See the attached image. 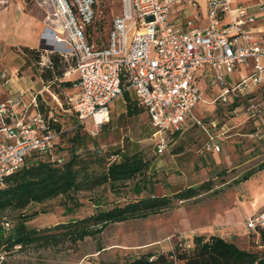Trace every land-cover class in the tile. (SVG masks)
Returning a JSON list of instances; mask_svg holds the SVG:
<instances>
[{
	"label": "rangeland",
	"instance_id": "rangeland-1",
	"mask_svg": "<svg viewBox=\"0 0 264 264\" xmlns=\"http://www.w3.org/2000/svg\"><path fill=\"white\" fill-rule=\"evenodd\" d=\"M104 1L108 7L101 22L106 30L122 4L121 0ZM51 6L43 0H0V68L13 77L18 74L20 84L36 92L46 87L39 78L41 68L36 58L25 54V48L40 50L38 42ZM197 84L202 97L193 109V120L162 155L155 151L156 140L147 113L128 116L126 97L112 102L109 121L97 130L93 123L86 128L78 126V121L65 113L66 97L74 93L72 90H59L54 84L46 89L44 96L62 123L60 146L55 152L58 157L68 160L73 149L82 156H99L101 152V157H108L121 149L130 154L142 153L150 162L149 170L145 178L120 187L119 194L104 185L74 197L60 196L32 204L21 212L0 214V221L8 220L11 228L21 214L38 212L27 225L42 230L92 215L98 201L103 207L124 205L137 198L133 188L140 183H146L159 196L206 182H212V190L176 202L173 208L148 218L111 224L98 242L87 238L76 251L30 247L20 251L18 247L5 253L0 248V264H124L148 252H168L178 243L192 244L201 235L221 236L241 249L264 251L257 235L246 229L248 218L264 211V169L241 182L244 175L264 164V86L251 84L240 97L230 95L222 101L217 100L222 89L213 86L212 79H201ZM131 98H136L133 92ZM77 132L82 140L74 144ZM211 139L220 145L219 153L206 150ZM91 170L99 173L103 168L93 166ZM99 244L104 248L101 252Z\"/></svg>",
	"mask_w": 264,
	"mask_h": 264
},
{
	"label": "built area",
	"instance_id": "built-area-1",
	"mask_svg": "<svg viewBox=\"0 0 264 264\" xmlns=\"http://www.w3.org/2000/svg\"><path fill=\"white\" fill-rule=\"evenodd\" d=\"M43 1L52 6L39 39L40 68L51 64L52 54L69 64L65 77L76 81L77 90L69 111L79 125L101 129L112 102L133 92L162 154L170 134L193 120L202 97L199 80L212 79L222 101L251 84L264 86V0H205L207 25L199 24L198 0H121L120 13L104 32L96 27L106 1ZM185 5L192 19L175 26L172 15ZM13 79L0 68V187L34 153H51L58 138L39 112L37 97L45 88L15 90ZM206 150L219 153L221 147L211 139ZM263 228L264 211L248 218L249 232Z\"/></svg>",
	"mask_w": 264,
	"mask_h": 264
},
{
	"label": "trees",
	"instance_id": "trees-1",
	"mask_svg": "<svg viewBox=\"0 0 264 264\" xmlns=\"http://www.w3.org/2000/svg\"><path fill=\"white\" fill-rule=\"evenodd\" d=\"M96 29L103 32L102 22L97 24ZM25 54L34 55L36 63L40 66L43 56L41 50L25 48ZM50 60L51 64L48 67L41 68L39 78L46 87L45 90L54 84L59 90L70 89L74 92L66 97V110H64L65 113L74 117L69 111L68 102L77 90L76 81L65 77L69 64L59 54L50 55ZM44 91L37 97L39 112L47 122L49 130L58 134V138L55 140L51 153H34L19 170L5 179L4 187H0V214L7 211L21 212L32 204H42L60 196L74 197L72 195L104 185L109 186L115 194H119L120 187L127 182L146 177L150 162L142 153L130 154L118 149L108 157H101V154L82 156L73 149L68 160L58 157L55 152L57 153L60 146L62 123L54 115V107L45 98ZM124 97H126L128 116L146 113V110L128 93ZM78 126L86 128L79 123ZM255 131L256 129L253 133ZM181 133L170 134L172 139L170 145ZM81 138L80 132H77L72 142L76 144L82 140ZM155 151L159 154L156 144ZM93 166L102 167L103 171L96 173L91 170ZM263 169L264 164L251 170L242 177L241 182L248 181ZM210 190H212V182H206L173 195L159 196L154 194L146 183H140L133 188L137 198L124 205L103 207L101 201H98L97 211L92 215L81 219H71L42 230L29 228L27 225L28 221L39 215L38 212L21 214L12 228L8 220L0 221V248L5 253H11L18 247L20 251L29 247L36 250L76 251L79 244L87 238L98 242L104 230L111 224L148 218L173 208L176 202L197 198ZM143 192H146L145 196ZM43 213L45 214L46 211ZM4 223H8L9 228H6ZM255 235L260 240V246H264V228ZM103 249L99 244L98 252ZM124 264H264V251L241 249L236 243L221 236L201 235L196 236L192 244L178 243L168 252H148L128 259Z\"/></svg>",
	"mask_w": 264,
	"mask_h": 264
},
{
	"label": "crops",
	"instance_id": "crops-1",
	"mask_svg": "<svg viewBox=\"0 0 264 264\" xmlns=\"http://www.w3.org/2000/svg\"><path fill=\"white\" fill-rule=\"evenodd\" d=\"M198 10L201 14V20H200L199 24L207 25L209 20L207 17V4H206L205 0H198ZM192 15H193V11L185 5L181 8L180 12H174L173 13V15H172L173 24L175 26L185 27L187 25L188 21H190L192 19ZM20 81H21L20 78L17 79L15 76L14 79L12 80L11 86L15 90L33 88L31 86H25V87L22 86L20 84Z\"/></svg>",
	"mask_w": 264,
	"mask_h": 264
}]
</instances>
